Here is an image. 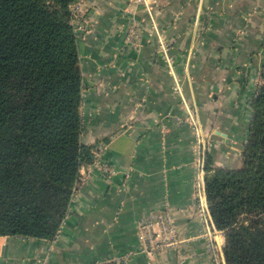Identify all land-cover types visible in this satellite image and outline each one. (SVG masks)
Segmentation results:
<instances>
[{
    "label": "crops",
    "instance_id": "1",
    "mask_svg": "<svg viewBox=\"0 0 264 264\" xmlns=\"http://www.w3.org/2000/svg\"><path fill=\"white\" fill-rule=\"evenodd\" d=\"M74 21L83 83L81 140L103 148L116 170H80L70 213L52 240L0 237V264H226L225 236L211 238L197 209L196 110L213 141L214 168L238 169L264 71V0H159L153 15L173 57V72L144 9L142 46H126L127 0H84ZM82 24L88 30H79ZM176 80L181 90L175 89ZM169 210L177 243L151 259L138 224Z\"/></svg>",
    "mask_w": 264,
    "mask_h": 264
},
{
    "label": "trees",
    "instance_id": "2",
    "mask_svg": "<svg viewBox=\"0 0 264 264\" xmlns=\"http://www.w3.org/2000/svg\"><path fill=\"white\" fill-rule=\"evenodd\" d=\"M76 0H0V237L54 239L92 165L81 140ZM238 169L206 160V195L226 264H264V71Z\"/></svg>",
    "mask_w": 264,
    "mask_h": 264
},
{
    "label": "built area",
    "instance_id": "3",
    "mask_svg": "<svg viewBox=\"0 0 264 264\" xmlns=\"http://www.w3.org/2000/svg\"><path fill=\"white\" fill-rule=\"evenodd\" d=\"M159 0H127V12L129 14V24L126 35V46L140 49L142 46V30L140 21L137 18V12L140 9H144L152 21V27L156 32L160 41V54L165 58L170 70L173 72V57L170 56L168 50V44L164 41L163 35L160 34L156 22L154 19L153 11L158 5ZM72 14L74 21L83 18L85 14L84 0H76L72 5ZM79 30L87 31L88 28L82 24L79 25ZM175 89L180 92L181 87L176 80ZM188 121L195 130L196 134V167H197V182H196V197H197V211L202 223L205 226V236L211 238L214 251L217 248L213 238L214 222L210 214L209 205L206 195L205 179L207 176L206 160L208 153L213 147L211 137L208 136L201 125L200 119L196 110H188ZM94 161L92 167L100 172L104 177L110 178L116 174V170L103 158V148L96 147L93 151ZM83 180V178L81 179ZM178 227L172 220L170 211L163 210L161 212H155L149 216L143 218L138 224V238L143 245V252L151 259L154 255L171 247L177 243ZM129 255L116 256L106 263L102 264H129ZM215 260L220 263V255H215Z\"/></svg>",
    "mask_w": 264,
    "mask_h": 264
},
{
    "label": "rangeland",
    "instance_id": "4",
    "mask_svg": "<svg viewBox=\"0 0 264 264\" xmlns=\"http://www.w3.org/2000/svg\"><path fill=\"white\" fill-rule=\"evenodd\" d=\"M262 75V74H261ZM261 82V76H260V79H259V83ZM259 85V84H258ZM258 88V87H257ZM210 136V135H209ZM213 142V141H212ZM210 152V151H209ZM208 155H209V153H208Z\"/></svg>",
    "mask_w": 264,
    "mask_h": 264
}]
</instances>
